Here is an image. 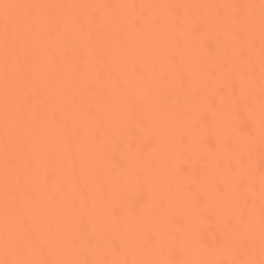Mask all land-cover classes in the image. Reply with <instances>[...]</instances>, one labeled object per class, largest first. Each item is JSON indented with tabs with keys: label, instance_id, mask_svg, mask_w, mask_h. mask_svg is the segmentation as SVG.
Here are the masks:
<instances>
[{
	"label": "bare ground",
	"instance_id": "obj_1",
	"mask_svg": "<svg viewBox=\"0 0 264 264\" xmlns=\"http://www.w3.org/2000/svg\"><path fill=\"white\" fill-rule=\"evenodd\" d=\"M0 264H264V0H0Z\"/></svg>",
	"mask_w": 264,
	"mask_h": 264
}]
</instances>
